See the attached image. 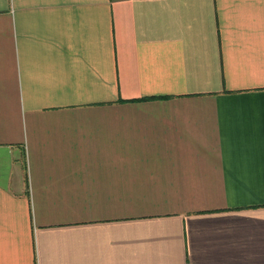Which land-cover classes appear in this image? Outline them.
Masks as SVG:
<instances>
[{"label": "crops", "instance_id": "1", "mask_svg": "<svg viewBox=\"0 0 264 264\" xmlns=\"http://www.w3.org/2000/svg\"><path fill=\"white\" fill-rule=\"evenodd\" d=\"M0 264H264V0H0Z\"/></svg>", "mask_w": 264, "mask_h": 264}]
</instances>
